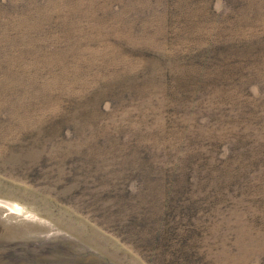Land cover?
Returning <instances> with one entry per match:
<instances>
[{
  "label": "rangeland",
  "instance_id": "obj_1",
  "mask_svg": "<svg viewBox=\"0 0 264 264\" xmlns=\"http://www.w3.org/2000/svg\"><path fill=\"white\" fill-rule=\"evenodd\" d=\"M201 1L0 0V264H264V0Z\"/></svg>",
  "mask_w": 264,
  "mask_h": 264
},
{
  "label": "trees",
  "instance_id": "obj_2",
  "mask_svg": "<svg viewBox=\"0 0 264 264\" xmlns=\"http://www.w3.org/2000/svg\"><path fill=\"white\" fill-rule=\"evenodd\" d=\"M201 3L204 4L207 8L209 7V11H210V12L213 11V10H212V6H211V5H212V0H202ZM210 6H211V7H210ZM210 41H211V40H210ZM210 41H208V42H210ZM215 47H216V43H215L214 49H215ZM204 51L207 52L208 50H204ZM150 58H151V59H156V57H153V56H150ZM248 61L252 62L251 60H248ZM263 62H264V61H263ZM253 78H254V77H253ZM252 82H255V78L253 79ZM247 92H248V93H247L248 95H250V96L252 95V91L249 89V87H247ZM241 106H243V105H241Z\"/></svg>",
  "mask_w": 264,
  "mask_h": 264
},
{
  "label": "bare ground",
  "instance_id": "obj_3",
  "mask_svg": "<svg viewBox=\"0 0 264 264\" xmlns=\"http://www.w3.org/2000/svg\"><path fill=\"white\" fill-rule=\"evenodd\" d=\"M12 208H14V207H12ZM15 210V209H14ZM18 211H20V210H18Z\"/></svg>",
  "mask_w": 264,
  "mask_h": 264
}]
</instances>
